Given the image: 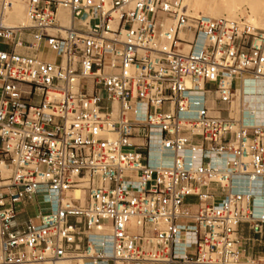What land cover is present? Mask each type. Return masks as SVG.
Segmentation results:
<instances>
[{
  "label": "built area",
  "instance_id": "1",
  "mask_svg": "<svg viewBox=\"0 0 264 264\" xmlns=\"http://www.w3.org/2000/svg\"><path fill=\"white\" fill-rule=\"evenodd\" d=\"M249 81L264 93V27L243 19L0 0V264H264Z\"/></svg>",
  "mask_w": 264,
  "mask_h": 264
},
{
  "label": "bare ground",
  "instance_id": "2",
  "mask_svg": "<svg viewBox=\"0 0 264 264\" xmlns=\"http://www.w3.org/2000/svg\"><path fill=\"white\" fill-rule=\"evenodd\" d=\"M184 2L197 10V7L203 4H207L209 9L204 12V16L215 17L221 13L225 12L228 17H233L236 12L243 6L248 5L251 10V17L254 21L253 25L257 27H264V0H184ZM184 5V4H183ZM188 7V6H187ZM194 10V11H195ZM202 15V14H201ZM12 20L14 24H9L11 26H17L19 24L28 25L29 19L25 10V5L22 2H18L15 6L6 12L5 20ZM65 23L69 21L68 15H64ZM244 89L246 93L244 92ZM253 91L252 82H247L243 89L239 90V97H244L248 100L247 107H252L254 115H262L261 106L264 103V93L260 86H256L255 93ZM249 113V112H248ZM74 196L82 202L85 198L82 191H75ZM40 264H51L50 262H42Z\"/></svg>",
  "mask_w": 264,
  "mask_h": 264
},
{
  "label": "rangeland",
  "instance_id": "3",
  "mask_svg": "<svg viewBox=\"0 0 264 264\" xmlns=\"http://www.w3.org/2000/svg\"><path fill=\"white\" fill-rule=\"evenodd\" d=\"M183 4H184V7L187 10V12L189 14H193V15H201V14L203 15L204 12H207V10L209 9L208 8L209 6L207 4L200 5L199 7H197V10H195L191 6L189 7V5H187V3L184 2V0H183ZM250 15H251V10H250L249 6L248 5H243L238 10V12H236V15L233 16V17H228V15L225 12H223V11H221V13L219 15L215 16V17L224 16V17L232 18V19H243V20H245L248 23L253 25L254 21L252 20V18H250L251 17ZM5 21H6L7 24H14V21H12L10 19H8V20L6 19ZM246 101L248 102V100H246ZM4 173H6V172H4ZM190 201H194V199H190ZM28 209H29L30 216L33 217L35 215V213H36L35 208L34 207H29Z\"/></svg>",
  "mask_w": 264,
  "mask_h": 264
},
{
  "label": "crops",
  "instance_id": "4",
  "mask_svg": "<svg viewBox=\"0 0 264 264\" xmlns=\"http://www.w3.org/2000/svg\"><path fill=\"white\" fill-rule=\"evenodd\" d=\"M24 218V217H23ZM246 233H250L248 230H246ZM251 254H253V255H257V253H255V252H253V251H251Z\"/></svg>",
  "mask_w": 264,
  "mask_h": 264
}]
</instances>
